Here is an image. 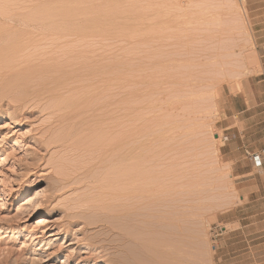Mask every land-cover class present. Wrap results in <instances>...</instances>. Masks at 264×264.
<instances>
[{"label":"rangeland","instance_id":"rangeland-1","mask_svg":"<svg viewBox=\"0 0 264 264\" xmlns=\"http://www.w3.org/2000/svg\"><path fill=\"white\" fill-rule=\"evenodd\" d=\"M140 236L264 264V0H0V264Z\"/></svg>","mask_w":264,"mask_h":264},{"label":"bare ground","instance_id":"bare-ground-1","mask_svg":"<svg viewBox=\"0 0 264 264\" xmlns=\"http://www.w3.org/2000/svg\"><path fill=\"white\" fill-rule=\"evenodd\" d=\"M259 158V157H258ZM259 161H260V159H259ZM259 164L260 165H262V163H261V161L259 162ZM42 221V220H41ZM142 236H140L139 238H137L138 240L137 241H139L140 240V238H141ZM140 242L142 243V245L144 246V249H143V247H141L143 250H146L147 252H150V253H154V257L156 256L157 257V259L159 260V262H161V264H168V263H171V261L173 262V264L175 263V264H177V262L179 261H176L177 259H179L178 257H180V254L178 253H176V251H175V253H172L173 251L171 250V249H169V248H165L166 250H164V243H162V241H161V239L159 238H155V237H145V238H142L141 240H140ZM139 244V243H138ZM141 245V244H140ZM141 245V246H142ZM165 247H167V246H165ZM142 251V250H141ZM171 252V253H169V252ZM174 254H177V255H175L176 257H174ZM153 255V254H152ZM152 257V256H151ZM137 257H134V259L132 258V260L131 261H133L134 260V263L136 264L137 262H136V260L138 259H136ZM177 258V259H176ZM182 258V257H181ZM181 258H180V261H182L181 260ZM136 259V260H135ZM140 259H142V263L143 264H145L144 263V261L145 260H143L144 258H140ZM156 259V260H157ZM175 259V260H174ZM153 260V259H152ZM155 260V261H156ZM157 260V261H158ZM131 261H129L127 264H130V262ZM175 261V262H174ZM179 261V263H181L182 264V262H180ZM132 264H134L133 262H131ZM147 264H152V263H147Z\"/></svg>","mask_w":264,"mask_h":264},{"label":"built area","instance_id":"built-area-1","mask_svg":"<svg viewBox=\"0 0 264 264\" xmlns=\"http://www.w3.org/2000/svg\"><path fill=\"white\" fill-rule=\"evenodd\" d=\"M260 162V161H259ZM260 165V164H259Z\"/></svg>","mask_w":264,"mask_h":264}]
</instances>
